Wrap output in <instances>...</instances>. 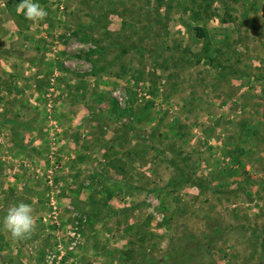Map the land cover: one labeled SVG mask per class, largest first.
Instances as JSON below:
<instances>
[{"label":"rangeland","instance_id":"374dc122","mask_svg":"<svg viewBox=\"0 0 264 264\" xmlns=\"http://www.w3.org/2000/svg\"><path fill=\"white\" fill-rule=\"evenodd\" d=\"M19 2L0 0V264H264V0H39L35 22Z\"/></svg>","mask_w":264,"mask_h":264},{"label":"clouds","instance_id":"9594fccd","mask_svg":"<svg viewBox=\"0 0 264 264\" xmlns=\"http://www.w3.org/2000/svg\"><path fill=\"white\" fill-rule=\"evenodd\" d=\"M17 13L31 21H42L48 13L39 3V0H20L17 4ZM32 204L19 202L10 206L3 218L2 225L13 239L26 238L34 227V217L32 215Z\"/></svg>","mask_w":264,"mask_h":264},{"label":"trees","instance_id":"16d2710c","mask_svg":"<svg viewBox=\"0 0 264 264\" xmlns=\"http://www.w3.org/2000/svg\"><path fill=\"white\" fill-rule=\"evenodd\" d=\"M200 34H198V36L200 37H202V38H204L205 37V35L203 34V31H198ZM113 46H116V47H118V48H120L121 46H119V45H117V44H115V45H113ZM121 49L122 50H124V48L123 47H121ZM125 51V50H124ZM198 188H200V186H197ZM204 247V246H203Z\"/></svg>","mask_w":264,"mask_h":264}]
</instances>
